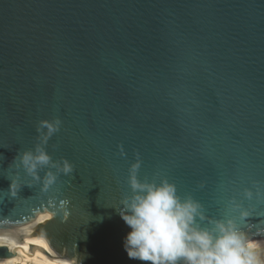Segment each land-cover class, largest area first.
<instances>
[{
    "label": "water",
    "instance_id": "95a60500",
    "mask_svg": "<svg viewBox=\"0 0 264 264\" xmlns=\"http://www.w3.org/2000/svg\"><path fill=\"white\" fill-rule=\"evenodd\" d=\"M56 117L45 148L73 173L10 197L14 157ZM137 153L138 179L167 177L211 218L235 198L241 231L264 237V0H0V230L68 264H141L113 208Z\"/></svg>",
    "mask_w": 264,
    "mask_h": 264
},
{
    "label": "clouds",
    "instance_id": "9594fccd",
    "mask_svg": "<svg viewBox=\"0 0 264 264\" xmlns=\"http://www.w3.org/2000/svg\"><path fill=\"white\" fill-rule=\"evenodd\" d=\"M61 123L59 117L37 122V144L17 152L10 165L18 171L10 178L5 177L9 180L6 191L10 197L14 198L22 186L31 187L33 183L47 192L60 174L73 173L74 166L68 160H53L45 148ZM140 167L137 153L126 178L130 195L123 196L113 207L129 228L122 239L129 260L141 264H264L261 244L248 239L240 229L242 221L250 215V208L231 198L222 217H208L199 201L190 194H178L176 184L167 177L138 179ZM21 172L29 178L27 184L21 182ZM253 186L259 201L264 194L259 182H253ZM243 197L251 200L253 191L245 187Z\"/></svg>",
    "mask_w": 264,
    "mask_h": 264
},
{
    "label": "bare ground",
    "instance_id": "6f19581e",
    "mask_svg": "<svg viewBox=\"0 0 264 264\" xmlns=\"http://www.w3.org/2000/svg\"><path fill=\"white\" fill-rule=\"evenodd\" d=\"M32 240L40 239L19 231L0 230V245L6 246L12 252L10 256L0 257V264H68L63 254L49 245L51 251H47L42 246L30 243ZM250 240L260 243L264 249V237L257 236ZM38 252L42 255H37Z\"/></svg>",
    "mask_w": 264,
    "mask_h": 264
},
{
    "label": "snow or ice",
    "instance_id": "6c2138e0",
    "mask_svg": "<svg viewBox=\"0 0 264 264\" xmlns=\"http://www.w3.org/2000/svg\"><path fill=\"white\" fill-rule=\"evenodd\" d=\"M253 197H254V193H253ZM14 198H19L18 193H17V195H16ZM248 201H249V202H252V201H253V198H252L251 200H248ZM45 202H46V201H45ZM58 202H63V201H62V199H61V200H59ZM33 208H34V211H35V210H36V205H34ZM47 219H50V217L47 218ZM47 219L42 218L40 222L43 223L44 220H47ZM5 222H6V221H5ZM3 239H6V237L3 238ZM10 243H14V242H10ZM30 243L35 244V245H37V246H42V247L45 248V250H47V251H51V250L49 249V247H48V242H47L46 240H43V239H41V240H32V241H30ZM37 255H42V254L38 252Z\"/></svg>",
    "mask_w": 264,
    "mask_h": 264
}]
</instances>
